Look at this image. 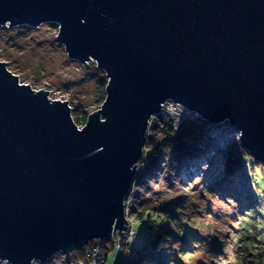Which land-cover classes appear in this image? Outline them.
Wrapping results in <instances>:
<instances>
[{
	"label": "water",
	"instance_id": "95a60500",
	"mask_svg": "<svg viewBox=\"0 0 264 264\" xmlns=\"http://www.w3.org/2000/svg\"><path fill=\"white\" fill-rule=\"evenodd\" d=\"M56 22L107 75L82 127L0 60V260L69 254L126 228L148 120L167 100L228 120L264 163V0H0V26Z\"/></svg>",
	"mask_w": 264,
	"mask_h": 264
},
{
	"label": "rangeland",
	"instance_id": "374dc122",
	"mask_svg": "<svg viewBox=\"0 0 264 264\" xmlns=\"http://www.w3.org/2000/svg\"><path fill=\"white\" fill-rule=\"evenodd\" d=\"M5 25L0 26V60L20 83L48 90L52 100H66L73 120L82 127L89 113L103 103L106 72L93 59L84 66L70 58L57 39L59 26L54 21ZM148 122L146 142L162 143L183 132L182 159L173 164L162 148L161 156L150 163L145 144L136 162L141 169L124 201L127 226L122 234L113 231V238L106 241V264H125L136 248L149 244L153 231L147 229L146 220L134 219L136 210L148 205L171 206L185 220L179 225L181 239L186 236L190 243L175 245L181 252L170 264H264V165L249 157L240 132L228 120H205L171 100ZM168 126L175 130L171 136ZM233 153L240 156L238 166L228 165ZM67 255L57 252L30 264H67ZM0 264L12 263L0 260Z\"/></svg>",
	"mask_w": 264,
	"mask_h": 264
},
{
	"label": "trees",
	"instance_id": "16d2710c",
	"mask_svg": "<svg viewBox=\"0 0 264 264\" xmlns=\"http://www.w3.org/2000/svg\"><path fill=\"white\" fill-rule=\"evenodd\" d=\"M102 91L105 95V91ZM79 123L80 122H77L76 124L78 125ZM166 130L169 132L170 136L175 133V130L171 126H168ZM182 133L183 132H180L177 137H169L162 143H154L153 140L147 141L145 144L150 148L147 154L150 163L157 161L159 156H161V149L165 148L171 156L170 162L179 165L183 155L182 151L185 148V143L181 140ZM235 154L233 153V155H231L232 157L227 158L229 166H238V163L240 164L241 161L237 162V160H240V156L239 154ZM249 157H251L250 154ZM252 161L256 160L252 159ZM262 164L264 165V163ZM179 214L180 213L171 206H160L157 208L148 205L137 209L134 219L140 221L146 220L147 229H151L153 233L149 239V244L143 248H136L134 253L125 261V264H170L171 258L181 252L180 247L175 248V245L178 243L181 244V246L187 247L190 243L186 239V236H184L185 239H181V229H179V225L184 219H182V216ZM107 240L108 239H105V241ZM257 257L260 258V254L257 255ZM249 260L250 259H248V261ZM87 261L88 257L84 247L73 250L66 258L67 264H79L80 262L85 263Z\"/></svg>",
	"mask_w": 264,
	"mask_h": 264
},
{
	"label": "built area",
	"instance_id": "2783aa9c",
	"mask_svg": "<svg viewBox=\"0 0 264 264\" xmlns=\"http://www.w3.org/2000/svg\"><path fill=\"white\" fill-rule=\"evenodd\" d=\"M164 104H162L161 108L164 106ZM140 165L141 164H139V163L136 164L135 175H134V179H133L132 183L137 178L136 175H137L138 171L141 169ZM130 190H131V188H130ZM130 190H129V192H130ZM129 192L126 194L125 198L129 194ZM125 210H126V213L129 214V210L127 207L125 208ZM111 238H113V237H111ZM106 246H107V243L104 239L95 238L94 240L90 241L88 243V248L86 249V255L88 257V261H90L92 264H106V261H105L106 254L104 253V249L106 248Z\"/></svg>",
	"mask_w": 264,
	"mask_h": 264
}]
</instances>
